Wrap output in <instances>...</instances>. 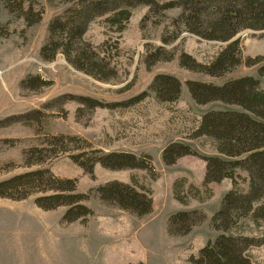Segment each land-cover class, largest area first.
Returning a JSON list of instances; mask_svg holds the SVG:
<instances>
[{"label":"rangeland","instance_id":"obj_1","mask_svg":"<svg viewBox=\"0 0 264 264\" xmlns=\"http://www.w3.org/2000/svg\"><path fill=\"white\" fill-rule=\"evenodd\" d=\"M25 1L20 4L32 9V18L40 13L32 24L16 6L11 9L0 2V182L50 169L57 177L76 180L77 191L88 195L83 202L93 214L87 223H64L68 206L44 209L36 203L46 194L22 200L0 197V264H193L190 256H197L220 234L212 217L224 195L234 189L229 178L204 183L205 157L220 153L214 140L197 130L207 112L240 107L218 100L198 103L188 81L221 85L253 76L264 89V76L258 72L263 62L245 63L248 57L264 58V29L246 27L224 41L187 28L190 24L203 35L223 36L227 28L220 20L225 17L231 28L255 23L249 15L233 16L242 5L232 0L136 3L127 21L116 9L89 22L81 46L94 51L93 75L75 68L62 52L53 61L40 54L51 21L74 1ZM118 14L120 22L113 18ZM235 39H240L243 62L221 76L182 64V56L209 64ZM159 74L180 80L176 101H161L150 89ZM30 78L34 87L29 86ZM57 137L64 139L62 143ZM171 142H185L198 155L166 164L163 150ZM110 152L149 155L155 170L110 169L93 161ZM75 157L92 160L93 174L84 171ZM236 179V188L246 192V171L240 170ZM114 181L149 188L152 212L138 216L105 203L97 188ZM176 191L185 202L176 198ZM195 209L206 219L187 234L170 233L172 214ZM248 255L252 264H264V244Z\"/></svg>","mask_w":264,"mask_h":264},{"label":"trees","instance_id":"obj_2","mask_svg":"<svg viewBox=\"0 0 264 264\" xmlns=\"http://www.w3.org/2000/svg\"><path fill=\"white\" fill-rule=\"evenodd\" d=\"M74 5L64 14L54 18L49 26L50 36L42 46L41 57L53 61L62 52L67 61L75 68L96 75L91 56L94 51L84 45L83 36L88 24L97 16L107 14L111 10L119 9L123 20L130 18L131 7L136 3H154L155 0H72ZM241 3L240 9H234L237 15L251 16L255 23H244L231 28L227 18L221 19L226 33L223 36L203 35L200 29L189 24L190 31L198 33L208 39L231 40L240 30L246 27L264 29V0H232ZM11 9L17 7L19 13L32 24L40 18H32L31 8L26 9L20 3L25 0H0ZM33 3V2H32ZM117 16V17H116ZM114 15V20L119 18ZM249 19V20H250ZM119 20V19H118ZM122 19L119 20V22ZM231 22V21H229ZM240 39L230 41L209 64L197 63L194 59L182 56V64L193 70L205 72L212 76H221L233 67L241 64ZM263 62L258 72L264 76V58H250L245 60L248 65ZM29 86L34 87L35 80L28 79ZM26 82V85L27 83ZM261 81L253 76H244L218 85L212 82L188 81L189 90L198 103L222 101L226 104L238 105L240 109L212 110L207 112L197 130L199 135H207L217 145L219 155L206 156L207 171L204 183L221 181L225 178L232 180L234 189L227 192L221 202L219 210L212 217V226L220 231L213 241H208L197 256L191 255L189 261L193 264H252L248 251L253 247L264 244V89ZM180 80L169 74L156 75L150 89L161 101H176L181 93ZM60 142L64 140L57 137ZM57 140V139H56ZM66 148V147H64ZM198 155L185 142H171L163 150V160L166 164H174L184 155ZM74 161L84 171L93 174L94 164L100 163L106 168H141L154 171L149 155L138 156L133 153L110 152L96 156L93 161L75 157ZM248 174L249 189L244 192L239 188L236 177L238 172ZM100 198L108 204L130 211L138 216L152 212V192L144 186H137L120 181L108 182L97 188ZM43 193L36 199V203L44 209L57 206H68L64 213L63 222L80 220L87 223L93 210L83 201L88 195L77 191L75 179L60 178L50 169L41 168L35 171L19 174L9 180L0 182V197L22 200L31 194ZM176 198L185 202L186 197L175 192ZM206 219L199 210H183L171 215L168 227L170 233L187 234L199 222ZM128 264H145L140 261Z\"/></svg>","mask_w":264,"mask_h":264}]
</instances>
